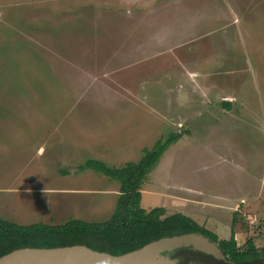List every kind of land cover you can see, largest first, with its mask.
Here are the masks:
<instances>
[{
  "label": "rangeland",
  "instance_id": "rangeland-1",
  "mask_svg": "<svg viewBox=\"0 0 264 264\" xmlns=\"http://www.w3.org/2000/svg\"><path fill=\"white\" fill-rule=\"evenodd\" d=\"M170 133L140 206L236 202L221 219L262 248L264 0H0L1 219L108 220L118 182L79 167L136 163Z\"/></svg>",
  "mask_w": 264,
  "mask_h": 264
},
{
  "label": "trees",
  "instance_id": "trees-1",
  "mask_svg": "<svg viewBox=\"0 0 264 264\" xmlns=\"http://www.w3.org/2000/svg\"><path fill=\"white\" fill-rule=\"evenodd\" d=\"M222 105L229 108L228 103ZM180 138L181 134L170 133L164 140L155 142L150 149H145L138 162H129L119 168L87 160L79 169L101 173L119 184V196L110 218L103 222L71 219L60 225H19L0 218V257L23 248L53 249L78 245L120 256L161 238L198 233L218 245L223 259L191 247L175 249L164 255L179 264H262L264 246L256 248L251 238L246 240L245 249H241L237 246L233 230L229 239L219 240L217 235L181 213L168 215L163 207L146 211L140 206L143 181L164 152ZM236 222L234 218L231 226Z\"/></svg>",
  "mask_w": 264,
  "mask_h": 264
},
{
  "label": "water",
  "instance_id": "water-1",
  "mask_svg": "<svg viewBox=\"0 0 264 264\" xmlns=\"http://www.w3.org/2000/svg\"><path fill=\"white\" fill-rule=\"evenodd\" d=\"M191 247L223 259L218 245L198 233L161 238L120 256L100 253L85 246L53 249L23 248L0 257V264H179L164 253Z\"/></svg>",
  "mask_w": 264,
  "mask_h": 264
},
{
  "label": "crops",
  "instance_id": "crops-1",
  "mask_svg": "<svg viewBox=\"0 0 264 264\" xmlns=\"http://www.w3.org/2000/svg\"><path fill=\"white\" fill-rule=\"evenodd\" d=\"M182 192H183L182 195L176 196V198H178L177 202L175 203L177 210L174 213H181V214L191 218L192 220H194L196 223H198L199 225H201L205 229H207V230L211 231L212 233H214L215 235H217L216 231H214L215 227H213L214 226V219H215V221H220V223H219L220 225L222 223L223 225H225V227H228V230H229L228 233L231 234V231L233 230V227L235 224L233 226H231L232 224L229 223V221L226 220V222H225L222 219L225 220L227 213L231 210H234L233 207L237 205L236 202H232L231 204H227L228 200L223 198L224 201L221 199V201H222L221 203L215 204L220 199L216 198L215 200H209V198L203 196L199 191H195V190H192L190 188H185L184 191H182ZM257 195H259V192L257 193ZM241 202H244V200L241 199L240 203ZM209 207L214 208L215 211L221 210L222 216H221V214L217 217L212 215L213 220L210 219L209 215L213 214L214 211L213 212H205L206 208H209ZM163 208L165 210L167 209L165 207H163ZM167 212L168 211L166 210V213ZM223 215L225 216V218H223ZM196 217H199L201 219V221L197 220ZM211 227H213V228H211ZM231 227H232V230H231ZM233 231H234L236 239H237L238 238L237 234H236L235 230H233ZM218 239L221 240L220 238H218Z\"/></svg>",
  "mask_w": 264,
  "mask_h": 264
},
{
  "label": "flooded vegetation",
  "instance_id": "flooded-vegetation-1",
  "mask_svg": "<svg viewBox=\"0 0 264 264\" xmlns=\"http://www.w3.org/2000/svg\"><path fill=\"white\" fill-rule=\"evenodd\" d=\"M262 264H264V262Z\"/></svg>",
  "mask_w": 264,
  "mask_h": 264
}]
</instances>
